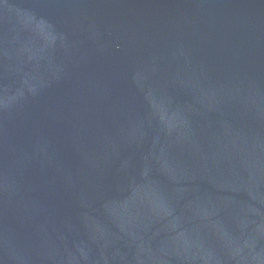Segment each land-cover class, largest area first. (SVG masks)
Instances as JSON below:
<instances>
[{
	"label": "water",
	"instance_id": "95a60500",
	"mask_svg": "<svg viewBox=\"0 0 264 264\" xmlns=\"http://www.w3.org/2000/svg\"><path fill=\"white\" fill-rule=\"evenodd\" d=\"M0 264H264V0H0Z\"/></svg>",
	"mask_w": 264,
	"mask_h": 264
}]
</instances>
